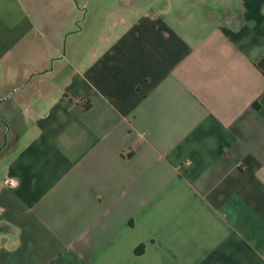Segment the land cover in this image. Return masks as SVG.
<instances>
[{"label": "crops", "instance_id": "obj_1", "mask_svg": "<svg viewBox=\"0 0 264 264\" xmlns=\"http://www.w3.org/2000/svg\"><path fill=\"white\" fill-rule=\"evenodd\" d=\"M98 1L0 0V264H264V0Z\"/></svg>", "mask_w": 264, "mask_h": 264}, {"label": "rangeland", "instance_id": "obj_2", "mask_svg": "<svg viewBox=\"0 0 264 264\" xmlns=\"http://www.w3.org/2000/svg\"><path fill=\"white\" fill-rule=\"evenodd\" d=\"M111 1H104V3L108 5L109 3H112ZM71 2L74 8L70 16L62 17L59 13L58 18L52 22L45 18H43L40 22V25L43 27L49 26L50 24H52V27H56V29L60 32L59 46L61 48V53H65L67 55L71 54L72 52L77 54L75 53V50L72 49V47L75 45H80L84 37L83 33L76 35V33H72V30L81 28L82 31H88L90 32L87 34L88 39L95 40L97 32L96 25L101 17L97 12L100 9L101 3H103L99 2L98 0H71ZM21 3L23 4L24 2L21 1ZM24 9L25 12L28 13L26 5L24 6ZM28 14H30V12ZM88 17H90L92 22L88 23ZM4 107L5 106L0 109V123L2 124V120L3 118H6V116H12L13 119L11 123L7 124V128H9V130L4 129L5 131L0 133V146H2L4 150L0 154V171L5 157L10 153L11 139H13V134L17 131L18 126V116L11 115V113L9 114L8 111H4ZM0 129L1 131L3 130L2 126H0Z\"/></svg>", "mask_w": 264, "mask_h": 264}]
</instances>
